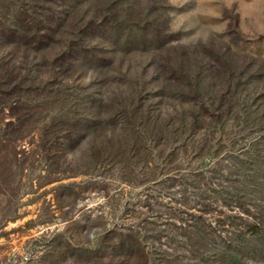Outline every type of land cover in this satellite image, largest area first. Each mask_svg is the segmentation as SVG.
<instances>
[{
	"label": "rangeland",
	"instance_id": "374dc122",
	"mask_svg": "<svg viewBox=\"0 0 264 264\" xmlns=\"http://www.w3.org/2000/svg\"><path fill=\"white\" fill-rule=\"evenodd\" d=\"M69 5H75L76 10L79 6L78 15L91 24L88 31L92 33L82 45L89 55L85 59L79 56V65H74L58 87L62 94L76 99L74 104L80 112H88L91 98L104 99L100 107L96 103L92 113L109 116L106 99L122 94L127 102L131 90L138 98H145L150 110L159 102L154 96L160 92V76L172 77L174 71L184 69L185 61L194 75L200 59L211 53L214 61L208 60L209 65L219 61L220 70L234 78L231 110L248 113L250 117L241 121L251 128L264 127V0H69L65 8ZM166 68L171 72L165 73ZM205 75L203 92L218 94L220 82L210 73ZM46 78L42 77L44 82ZM166 85L187 92L176 81L175 86ZM165 100L170 105L167 108H179L170 99ZM50 104L42 105V114H53L57 105ZM50 120L28 121L30 135L25 130L15 133L17 141L0 139V264H119L123 261L94 260L95 256L109 260L108 238L112 234L125 232L126 227L154 215L146 204L153 206L157 200L176 206L168 196L180 200L181 187L165 190L153 182L161 178L160 172L175 173L188 164L181 161L161 166L157 151H153L148 164L120 157L117 165L94 170L92 142L96 144L108 136L101 130L89 133L67 160L60 157L51 163L38 147L40 137L35 136L37 128ZM234 120L233 116L229 118L223 135L224 140L229 135L231 143L224 141L219 154H214H218L215 164L205 169H222L226 165L223 159L231 151L251 145L262 161L257 182L263 184L264 141L259 138L264 130L247 140L234 128ZM190 166L201 168L198 162ZM250 186L246 194L241 192L245 202L242 208L249 210L248 216L234 207L227 209L213 203L207 219L218 222L225 215L235 216L234 221L242 224L250 218L262 222L264 229V192L260 191L264 187ZM159 192L165 197L159 199ZM161 221L150 220L157 225ZM241 248L236 252L239 261L230 258L236 250H219L226 252L223 258L210 259V264H264V230L257 238L246 237ZM190 260L185 264H192Z\"/></svg>",
	"mask_w": 264,
	"mask_h": 264
},
{
	"label": "trees",
	"instance_id": "16d2710c",
	"mask_svg": "<svg viewBox=\"0 0 264 264\" xmlns=\"http://www.w3.org/2000/svg\"><path fill=\"white\" fill-rule=\"evenodd\" d=\"M68 1L0 0L1 141H17L14 134L22 130L30 135L26 128L28 121L51 119L49 124L39 126L35 134L40 137L38 147L51 163L60 157L67 160L73 149L86 141L89 133L101 130L108 136L96 144L92 142L90 158L94 170L117 165L120 157L128 161L140 159L148 164L153 151H157L161 166L181 161L188 164L187 168L177 169L175 173L160 172V180L153 182L165 190L181 187L180 200L174 201L168 196L176 206H167L157 200L153 206L146 204L154 215L148 216L149 220H140L138 224L123 228L125 232L112 234L114 238H108L111 241L107 247L111 250L107 253L109 260L106 256H95L94 261L111 262L112 259L123 261L119 264H185V260L192 259V264H210V259L219 261L223 258L226 252L220 253L219 250H236L230 258L239 261L237 250H243L241 246L246 237L252 239L262 235V222L249 218L239 224L234 221L235 216L227 215L223 221L212 222L206 216L213 203L227 209L234 207L248 216L249 210L243 211L242 208L245 203L242 190L246 194L251 183L264 187V180L263 184L257 182L261 178L262 161L250 144L231 151L223 159L226 165L222 169H205L218 159L224 141L231 143L229 135L226 140L223 136L230 117L235 119L234 128L247 140L256 138L251 134L264 130L258 125L255 130L241 121L250 117L248 113L231 110L229 105L235 97L231 91L233 76L224 69L220 70L222 64L219 61L215 66L209 65L208 60L214 61V56L209 53L200 59L194 75L185 61L184 69L173 70L172 77L160 76L157 79L161 84L160 92L154 96L159 102L150 110L145 98H138L135 90H131L127 102L122 99V94L106 99L109 116L92 113L95 105H103L104 99L91 98L88 112H80L74 104L76 99L62 94L58 87L74 65H79V56L85 59L89 55L82 45L92 33L88 31L91 24L78 15L79 6L77 10L75 5L65 8ZM97 67L107 66L98 64ZM170 70L166 68L164 72ZM206 72L220 82L218 94L203 92ZM42 75L48 76L46 82ZM175 81L187 92H177L166 85L175 86ZM165 99L176 103L179 110L167 108L170 105ZM50 102L57 105L53 114H42V105H51ZM259 139L264 141V136ZM192 162H198L201 168L193 169ZM260 191L263 193L264 189ZM158 194L159 199L165 197L160 192ZM155 218L162 220L161 223L150 222ZM161 246L168 251H161Z\"/></svg>",
	"mask_w": 264,
	"mask_h": 264
}]
</instances>
